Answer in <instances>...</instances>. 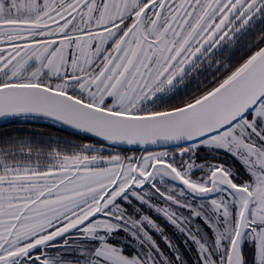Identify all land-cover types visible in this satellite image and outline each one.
Instances as JSON below:
<instances>
[{"label": "snow or ice", "instance_id": "1", "mask_svg": "<svg viewBox=\"0 0 264 264\" xmlns=\"http://www.w3.org/2000/svg\"><path fill=\"white\" fill-rule=\"evenodd\" d=\"M257 23L264 0H0V118L96 138L0 139V264H264Z\"/></svg>", "mask_w": 264, "mask_h": 264}, {"label": "trees", "instance_id": "2", "mask_svg": "<svg viewBox=\"0 0 264 264\" xmlns=\"http://www.w3.org/2000/svg\"><path fill=\"white\" fill-rule=\"evenodd\" d=\"M256 31L251 33L249 41H254L257 37L264 33V25L257 23ZM249 41H245V46ZM244 47L237 50V58L243 53ZM211 77L207 79L201 78L203 83H207ZM195 87V86H194ZM194 90V89H193ZM190 94V93H189ZM186 98L182 96L178 99V102ZM8 135H18L26 140L33 142L36 149H42L43 151H51L56 148L64 149L66 142L72 143H85L83 134L66 128L56 122L36 118V117H21L0 123V139ZM173 241H179L177 236H172ZM175 242V241H174Z\"/></svg>", "mask_w": 264, "mask_h": 264}, {"label": "water", "instance_id": "3", "mask_svg": "<svg viewBox=\"0 0 264 264\" xmlns=\"http://www.w3.org/2000/svg\"><path fill=\"white\" fill-rule=\"evenodd\" d=\"M21 117H24V116H21ZM21 117H8V118H0V123L4 122V121H7V120H11V119H15V118H21ZM28 117H36V118H42V119H47V120H50V121H53L52 119L50 118H44V117H37V116H28ZM53 122H56V121H53ZM66 128H69L73 131H76L80 134H83L85 135L84 133L80 132L79 130L77 129H74L72 128L71 126H68V125H64L62 123H59V122H56ZM96 140V138H93ZM104 144H106L107 146H110V147H116V148H121V149H127V150H138L139 151V156L145 152L144 149L147 148L148 151H152V150H160V149H165V148H171L173 147L172 144H169V145H165V146H161V145H127V144H119V145H113V144H110L108 142H104Z\"/></svg>", "mask_w": 264, "mask_h": 264}, {"label": "flooded vegetation", "instance_id": "4", "mask_svg": "<svg viewBox=\"0 0 264 264\" xmlns=\"http://www.w3.org/2000/svg\"><path fill=\"white\" fill-rule=\"evenodd\" d=\"M172 103H178V100H174L172 101ZM95 142V139L92 138L91 141L86 140L85 143H89ZM173 147L171 148H165V149H160V150H152V151H165V150H171ZM104 152L105 154H111L113 152L120 154L121 156H136V157H140L142 156L145 152H143L140 156H139V151L138 150H127V149H121V148H116V147H109L106 144H104ZM203 155V153L201 154Z\"/></svg>", "mask_w": 264, "mask_h": 264}, {"label": "rangeland", "instance_id": "5", "mask_svg": "<svg viewBox=\"0 0 264 264\" xmlns=\"http://www.w3.org/2000/svg\"><path fill=\"white\" fill-rule=\"evenodd\" d=\"M110 147V146H109ZM112 155H116V154H118V153H115V152H113V153H111ZM146 153H144L143 155H145ZM107 155V154H106ZM120 155V154H119ZM153 215H155V213H153ZM158 223H161V224H163V217H161V219L158 221ZM166 231H167V234L170 236V237H172V236H177V238H179L180 240L181 239H183V237H181V236H179V234L178 233H176V230H175V228H173V227H171L170 225L169 226H166ZM157 239L159 240V237H157ZM175 242H179V241H176V240H174ZM163 242L161 241V244H162ZM190 259H195V257H189Z\"/></svg>", "mask_w": 264, "mask_h": 264}]
</instances>
